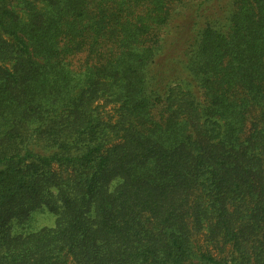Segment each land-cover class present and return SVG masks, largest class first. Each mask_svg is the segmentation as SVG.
I'll return each mask as SVG.
<instances>
[{"label": "trees", "instance_id": "trees-1", "mask_svg": "<svg viewBox=\"0 0 264 264\" xmlns=\"http://www.w3.org/2000/svg\"><path fill=\"white\" fill-rule=\"evenodd\" d=\"M0 264H264V0H0Z\"/></svg>", "mask_w": 264, "mask_h": 264}, {"label": "rangeland", "instance_id": "rangeland-1", "mask_svg": "<svg viewBox=\"0 0 264 264\" xmlns=\"http://www.w3.org/2000/svg\"><path fill=\"white\" fill-rule=\"evenodd\" d=\"M175 52H178V51H175ZM171 56L172 54L171 52H169L168 58ZM113 98L114 97H109L106 94L100 93L99 97H97L95 101V104L99 106V111L101 112L100 117L103 120H107V121L115 120V110H116L117 105L114 103ZM49 193L56 195L57 189L50 188ZM54 221H55V215L48 212L45 208L42 207L32 212L30 216L26 220H24V226L26 229H29L31 231H37L41 228L52 227L54 225ZM18 225L19 224L14 221L11 224L10 230L13 232L19 230L20 226Z\"/></svg>", "mask_w": 264, "mask_h": 264}]
</instances>
